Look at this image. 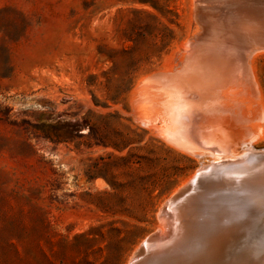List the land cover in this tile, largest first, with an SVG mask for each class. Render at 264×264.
<instances>
[{"label":"rangeland","instance_id":"374dc122","mask_svg":"<svg viewBox=\"0 0 264 264\" xmlns=\"http://www.w3.org/2000/svg\"><path fill=\"white\" fill-rule=\"evenodd\" d=\"M192 3L0 0V264H131L155 234L199 163L142 85L197 28Z\"/></svg>","mask_w":264,"mask_h":264},{"label":"bare ground","instance_id":"6f19581e","mask_svg":"<svg viewBox=\"0 0 264 264\" xmlns=\"http://www.w3.org/2000/svg\"><path fill=\"white\" fill-rule=\"evenodd\" d=\"M192 2L197 28L141 84L162 136L199 163L160 208L147 263L264 264V0Z\"/></svg>","mask_w":264,"mask_h":264},{"label":"water","instance_id":"95a60500","mask_svg":"<svg viewBox=\"0 0 264 264\" xmlns=\"http://www.w3.org/2000/svg\"><path fill=\"white\" fill-rule=\"evenodd\" d=\"M187 195L184 196V199ZM152 236L147 239L140 247L138 253L136 254V258L134 259V264H148L147 262L150 260L149 253L151 252L150 248H148V244L150 243Z\"/></svg>","mask_w":264,"mask_h":264}]
</instances>
